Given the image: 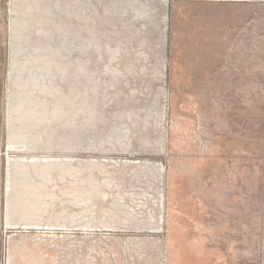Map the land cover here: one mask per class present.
I'll list each match as a JSON object with an SVG mask.
<instances>
[{
    "label": "rangeland",
    "instance_id": "obj_1",
    "mask_svg": "<svg viewBox=\"0 0 264 264\" xmlns=\"http://www.w3.org/2000/svg\"><path fill=\"white\" fill-rule=\"evenodd\" d=\"M235 56H264V0H0V264H264Z\"/></svg>",
    "mask_w": 264,
    "mask_h": 264
},
{
    "label": "crops",
    "instance_id": "obj_2",
    "mask_svg": "<svg viewBox=\"0 0 264 264\" xmlns=\"http://www.w3.org/2000/svg\"><path fill=\"white\" fill-rule=\"evenodd\" d=\"M230 81L231 89L230 92V102L235 103L234 107L239 109H244L243 113L245 116H235V123L239 122V128L234 125V136L231 133L232 139L239 141V146L244 147L249 150H253V136H252V117L251 108L256 105L263 108L262 100L264 96L259 94L253 96V92H264V56H235L232 58V65L230 67ZM254 77L259 78V80L254 81ZM254 104V105H253ZM238 135V136H237ZM260 146V148H258ZM255 147L257 149H264V137L255 141ZM236 148V147H234ZM251 167L249 168H239L235 166L228 169L230 174V197L237 198L238 189L244 187L248 188L251 183ZM232 180V181H231ZM234 180V181H233ZM248 180V181H247ZM199 220L190 223L189 229L190 233L196 234L197 227H202L206 225V216H199ZM200 232V231H199ZM184 235V234H182ZM13 264H62V262H46V261H16ZM65 264V263H64ZM67 264H91L87 261H69Z\"/></svg>",
    "mask_w": 264,
    "mask_h": 264
}]
</instances>
